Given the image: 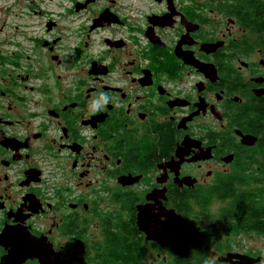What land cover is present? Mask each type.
I'll list each match as a JSON object with an SVG mask.
<instances>
[{"label": "flooded vegetation", "instance_id": "obj_1", "mask_svg": "<svg viewBox=\"0 0 264 264\" xmlns=\"http://www.w3.org/2000/svg\"><path fill=\"white\" fill-rule=\"evenodd\" d=\"M125 1L0 0V264H264V0Z\"/></svg>", "mask_w": 264, "mask_h": 264}, {"label": "trees", "instance_id": "obj_2", "mask_svg": "<svg viewBox=\"0 0 264 264\" xmlns=\"http://www.w3.org/2000/svg\"><path fill=\"white\" fill-rule=\"evenodd\" d=\"M260 180V178H256L252 172L251 173H246L244 170L241 172H235L233 174L229 175H221L218 178V185L221 187H224L228 189V196H233V198L230 199L231 202V208L233 210H248L249 211V217L252 218L255 215L251 212H254L256 210H259L260 213L264 211V205L263 202L264 200H260L259 198L256 197L258 195V192L253 188L257 183V181ZM240 186H245V187H251L247 188L245 191L242 189H238L237 187ZM232 187L234 189H232ZM225 189V190H226ZM245 189V188H244ZM261 194V193H260ZM190 202L191 199H187L186 202ZM244 202L248 203V205L244 204ZM198 203L201 205H204L207 203V198L201 197L198 199ZM243 205V206H242ZM260 222L258 224V230L259 231H264V215L260 214L259 215ZM207 226L204 225H198L195 227V229L192 231L194 234L202 233L205 232ZM192 239V244H193V249L195 250V258H196V264H199L203 259V256L199 253V240H193V238L190 237L189 240H181L180 241V246L179 249H184L186 250V244L190 243V240Z\"/></svg>", "mask_w": 264, "mask_h": 264}, {"label": "water", "instance_id": "obj_3", "mask_svg": "<svg viewBox=\"0 0 264 264\" xmlns=\"http://www.w3.org/2000/svg\"><path fill=\"white\" fill-rule=\"evenodd\" d=\"M104 18H107L106 16H104ZM243 141L244 142H247V143H253L254 142V139L252 140H248V136L244 135L243 136ZM211 154L210 152V148H209V151H207V157H209ZM231 155H229L228 157H230ZM148 208V207H147ZM157 223H158V228L162 230V233L164 234V236L166 237V239L164 241H162L163 244H167L171 241H173L174 237H173V232L171 230V228H169L165 223L164 221L161 219V218H158L157 220ZM144 226V225H143Z\"/></svg>", "mask_w": 264, "mask_h": 264}, {"label": "clouds", "instance_id": "obj_4", "mask_svg": "<svg viewBox=\"0 0 264 264\" xmlns=\"http://www.w3.org/2000/svg\"><path fill=\"white\" fill-rule=\"evenodd\" d=\"M100 101L107 103V101H108L107 94L101 93L99 99L92 103L91 107L94 111L99 107Z\"/></svg>", "mask_w": 264, "mask_h": 264}, {"label": "rangeland", "instance_id": "obj_5", "mask_svg": "<svg viewBox=\"0 0 264 264\" xmlns=\"http://www.w3.org/2000/svg\"><path fill=\"white\" fill-rule=\"evenodd\" d=\"M12 1L13 0H2V3L1 5H4V6H7V5H12ZM126 1L125 0H122V5H125ZM11 9V8H9ZM8 24H11V23H8ZM109 30V29H107ZM97 49H92L91 52L92 53H96Z\"/></svg>", "mask_w": 264, "mask_h": 264}]
</instances>
